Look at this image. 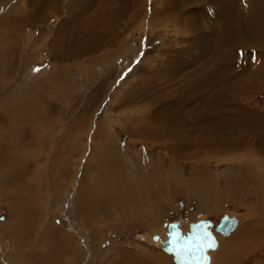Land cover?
Segmentation results:
<instances>
[{
    "label": "rangeland",
    "instance_id": "1",
    "mask_svg": "<svg viewBox=\"0 0 264 264\" xmlns=\"http://www.w3.org/2000/svg\"><path fill=\"white\" fill-rule=\"evenodd\" d=\"M220 1L224 16L225 3L233 9L228 4L231 14L223 25L235 31L232 44L220 31L217 0H0V114L11 111L16 120L18 113L20 123L32 115L34 121L31 134L25 130L22 135L0 115V264H108L117 254L130 258L128 264L155 256L158 261L147 263L175 264L160 243L166 240V226L179 222L185 233L189 223L200 220L210 219L216 226L224 214L235 216L237 227L223 237L214 226L218 246L209 253L210 264H264V180L241 189L239 175L231 179L243 158L239 163L218 155L205 160L199 151L203 142L185 147L192 153L187 157L182 146H160L131 135L141 116L147 115L155 127L160 116L158 126L165 127L173 113L176 125L166 132L174 130V143L180 125L193 122L192 129H199L195 136L189 132L190 139L213 134L208 142L217 145V132L242 136L254 149L250 157L257 155L258 163L264 159V75L257 76L264 73V0ZM230 18L239 30L227 27ZM196 32L208 38L204 55L191 41ZM60 53L69 58L62 60ZM235 114L241 120H234ZM77 121L83 122L81 130L67 132ZM129 124L131 131H124L122 126ZM102 125L110 138L97 147L92 139ZM42 141L46 143L38 146ZM92 153L95 157L89 159ZM8 161L13 163L7 167ZM197 164L206 175L198 179ZM167 174L175 178L174 185ZM85 192L105 205L96 209L101 213L94 212V221L81 210ZM13 198L27 208L11 230L17 212H10L7 203ZM255 212V219L244 217ZM29 215L35 221L30 235L25 228ZM9 231L22 240L20 246L9 247ZM56 231L65 240L63 255L53 247ZM246 233H256L255 247L225 262L231 243ZM220 251L225 257L217 259Z\"/></svg>",
    "mask_w": 264,
    "mask_h": 264
},
{
    "label": "bare ground",
    "instance_id": "2",
    "mask_svg": "<svg viewBox=\"0 0 264 264\" xmlns=\"http://www.w3.org/2000/svg\"><path fill=\"white\" fill-rule=\"evenodd\" d=\"M241 1V0H240ZM217 7H216V15H217V18L218 19H220V21H221V24H220V31H223V38H224V40L226 41V42H231V40H230V38L231 39H233V37H234V34H235V31L234 32H232V31H227V29L225 28L226 26H223L224 25V23H225V20H226V18L227 17H229V14H231L230 12H229V9H228V4L231 6V4L230 3H225L226 5H225V7H224V12H225V16L223 15L224 13L222 12L223 11V9H220V5H222V3H221V1L220 0H217ZM245 3V2H244ZM224 6V5H223ZM222 7V6H221ZM234 7V6H233ZM231 9H232V6H231ZM243 9V8H242ZM233 10V9H232ZM234 11H236V10H234ZM231 16V15H230ZM236 17V16H235ZM255 17V16H254ZM228 19V18H227ZM231 19V18H230ZM253 22V21H252ZM193 24H194V20H193ZM192 23H191V29H192V31H194V25H193ZM195 24H196V22H195ZM230 25H228L227 27H229V28H231V27H233V28H235V25H236V30H239V26H238V23H237V20L235 19H231L230 20V23H229ZM197 25V24H196ZM261 28V27H260ZM218 29V28H217ZM228 30H230V29H228ZM195 32V31H194ZM237 32V31H236ZM236 35V34H235ZM238 35V34H237ZM77 36V35H76ZM205 38H207L206 37V35H203L202 33L200 34L199 32L197 33L196 32V34H194L193 35V37H192V39H191V41H192V43H194L195 44V46L197 47H199L200 48V50H201V54H203V53H207V51H208V43H209V41H207V39H205ZM238 38V37H237ZM216 40V39H215ZM76 42L78 43L79 41L76 39ZM235 42V40L233 39V43ZM261 42V41H260ZM231 44H232V42H231ZM216 45H217V43H216ZM244 45V44H243ZM259 45H263V44H259ZM210 47V46H209ZM214 47V46H213ZM216 47V46H215ZM225 47V46H224ZM77 48V47H76ZM217 48V47H216ZM215 49V48H214ZM221 49H222V46H221ZM224 49V48H223ZM89 50V49H88ZM215 52H216V50H215ZM72 53H73V50H72ZM216 53H218V52H216ZM222 53V52H221ZM74 54V53H73ZM201 54H199V55H201ZM71 55V54H70ZM204 55V54H203ZM59 56H61V59L62 60H64L63 58L65 57V59H68L69 58V53L66 55L65 54V56L63 57L62 56V53H60L59 54ZM202 56V55H201ZM228 61V60H227ZM223 62H224V60H223ZM223 67V66H222ZM243 67V66H242ZM207 68V67H206ZM225 68V67H224ZM227 68V67H226ZM252 68V67H251ZM218 69H220V68H218ZM217 70V69H216ZM251 70V69H250ZM260 70V69H259ZM227 71V70H226ZM248 71V70H247ZM262 71V70H261ZM250 72H252V71H250ZM260 72V71H259ZM219 73V72H218ZM217 73V74H218ZM263 73V72H262ZM211 74L213 75V73L211 72ZM208 75H210V74H208ZM221 75V74H220ZM262 75H264V73L263 74H260V73H258L257 72V76H262ZM216 76V75H215ZM247 76V75H246ZM249 76V75H248ZM247 76V77H248ZM225 77H226V75H225ZM242 77V76H241ZM246 77V78H247ZM217 78V77H216ZM218 79L220 80V84H221V86H222V84H225V82H221V81H224V79H223V75L222 76H220V77H218ZM248 79V78H247ZM209 80V79H208ZM217 80V79H216ZM212 81V80H211ZM247 80H245V82H246ZM249 81V80H248ZM248 81H247V83H248ZM244 82V83H245ZM217 83V82H216ZM218 83V84H219ZM205 84V83H204ZM209 84V83H208ZM211 84V83H210ZM217 84V86H219ZM226 84H227V82H226ZM213 85H216L215 83L213 84ZM59 86H60V84H59ZM224 87H225V85H223ZM46 87H47V85H46ZM58 87V86H57ZM57 87H55V88H57ZM199 87H200V85H199ZM209 88H210V86H208ZM212 87V86H211ZM243 87V86H242ZM59 88V87H58ZM197 88H198V86H197ZM201 88V87H200ZM199 88V89H200ZM191 89V88H190ZM202 89V88H201ZM200 89V90H201ZM208 89V88H207ZM243 89V88H242ZM208 91V90H207ZM210 91V90H209ZM186 92V91H185ZM195 92V91H194ZM204 92V91H203ZM189 93V92H188ZM220 93V92H219ZM197 94H198V92H197ZM196 94V95H197ZM221 94H223V93H221ZM242 94V93H241ZM53 95H54V93H53ZM191 96V95H190ZM196 97H198V95L196 96ZM201 97V96H200ZM21 98L22 97H20V100H21ZM27 98H29V97H27ZM204 98V97H203ZM212 98V97H211ZM179 99V98H178ZM210 99V98H209ZM219 99V98H218ZM221 99V98H220ZM248 99V98H247ZM33 100V99H32ZM197 100H198V98H197ZM210 100H212V99H210ZM214 100V99H213ZM200 101V100H199ZM204 101V100H203ZM207 102V101H206ZM216 102V101H215ZM16 103V102H15ZM27 103V102H26ZM33 103H35V101L33 102ZM209 103H212L211 101L209 102ZM198 104V103H197ZM200 104V103H199ZM22 105H23V102H22ZM215 105V104H214ZM213 105V106H214ZM217 105H219L218 103H217ZM236 105H238V104H236ZM175 106V105H174ZM197 106V105H196ZM212 106V105H211ZM216 106V105H215ZM224 106H225V104H224ZM233 106V105H232ZM239 106V105H238ZM24 107V106H23ZM26 107V106H25ZM37 107H39V106H34L33 107V109L35 108V110L37 109ZM233 107H235V105L233 106ZM237 107V106H236ZM257 107V106H256ZM170 108V107H169ZM214 108V107H213ZM245 108V107H244ZM243 108V109H244ZM237 109V108H236ZM246 109V108H245ZM21 110V109H20ZM201 110H204V109H201ZM200 110V111H201ZM210 110V109H209ZM250 110H251V108H250ZM215 111V110H214ZM219 111H220V113H223V107H221L220 109H219ZM237 111H238V109H237ZM9 112H11V111H9ZM9 112H3L4 114H6V115H4V116H2L1 114V116L5 119V120H7L6 122H9L10 124H11V126H13V128L14 129H20V134H22L23 135V132H25L23 129H27V128H29L28 130H26V131H28V134L30 135L31 134V126L33 125V122L34 121H32V120H30V119H32L33 117H32V115H31V118L30 119H24L23 120V122L22 123H20L21 122V116H20V119H19V117H17L18 115V113L16 114V113H14V114H16V118L17 119H19V120H15V118H12V113H10L9 114ZM196 112V111H195ZM202 112V111H201ZM216 112V111H215ZM243 112V111H242ZM2 113V114H3ZM7 113H8V115H7ZM22 113H24V111L22 112ZM27 113V112H26ZM25 113V114H26ZM207 113V112H206ZM220 113H219V115H220ZM239 113V112H238ZM165 114V113H164ZM213 114H214V112H213ZM234 114V113H233ZM240 114H241V112H240ZM243 114V113H242ZM251 114H252V112H251ZM21 115V114H20ZM24 115V114H23ZM29 115V114H28ZM35 115L38 117V121H36L35 123H40L39 122V114L38 113H35ZM34 115V117L36 118V116ZM163 115V114H162ZM217 115H218V113H217ZM146 116V117H145ZM145 116H141L140 118H139V120L142 118V120H141V122H140V124H139V122H137V121H135V125L133 126V127H131L132 128V130L134 131V132H132V134L131 135H133V136H135L139 141H142V142H150L151 144H158V145H160V146H162V145H165V144H174L175 146H182L183 147V151L184 152H186V153H188V155H187V157H191L190 155H192V153L191 152H188V151H186V150H184V148L185 147H187L189 144H192V143H198V144H200L201 145V143L200 142H203L204 144L203 145H201L200 147H199V149H201V147H202V150H199V151H202V154H203V156H204V159L205 160H208L209 158H211L210 157V155L212 156H216V155H218V158H225V159H229V162H234L235 160H239L240 158H243L242 159V161L240 160V165L236 168V170H237V173H235L234 175H232V177L233 178H231V179H233V180H235L236 179V177L239 175V177H240V179H241V181H240V183H239V185L241 186V189H242V187L244 186V184H246L247 186L249 185V187H250V185H258V184H260V182H262L263 180H264V163H263V165H259L260 164V162L261 161H263L264 162V159H262L259 163H258V161H259V159L255 156V157H250L251 156V154H252V152L254 151V149H249V147H251L252 145L250 144L249 146H248V144H247V142H246V138H244V137H242V136H236V137H234L233 138V136L231 135V136H226V135H224L223 133H221V132H217V140L219 141L218 143H217V145H214V144H212V143H210V142H208V139H210V138H212V139H214V136H213V134H208V133H204V134H202V135H199V136H196V137H194L195 136V131L197 132V130L199 129V126H198V128H197V130H193L192 129V127H194V124H193V122H188V123H185L184 124V126L183 125H180V131L179 132H177L178 134H177V136L175 135V142L176 143H174L173 141V139H174V135H172V134H174L175 132H174V130H173V132L172 131H170V132H166V130L171 126V125H176V117L174 118V114L173 113H170L169 115H168V118H167V121L165 122L168 126H165V127H159L158 125L159 124H161L162 123V121H161V119L158 117V116H156L155 117V120H156V124H157V127H155V126H152V123L151 122H149V119L147 118V115H145ZM233 117V119L235 120V118H234V116L236 117L237 115L235 114V115H232ZM250 116V115H249ZM15 117V116H14ZM152 117V116H151ZM172 117V118H171ZM194 117V116H193ZM225 117V116H224ZM223 117V118H224ZM243 117H245V116H243ZM250 117H252V116H250ZM255 117V116H254ZM253 117V118H254ZM201 118V117H200ZM203 118H204V116H203ZM219 118V117H218ZM236 118H238V117H236ZM152 119H154V117L152 118ZM196 119H199V118H196ZM207 119V118H206ZM206 119H204L203 120V123H206ZM238 119H240L241 120V117L240 118H238ZM264 119V118H263ZM41 120V119H40ZM138 120V121H139ZM155 120H153V122H155ZM187 120H188V117H187ZM202 120V119H201ZM208 120V119H207ZM219 120H221V117H220V119ZM233 120V121H234ZM253 120V119H252ZM194 121V120H193ZM212 121H213V119H212ZM216 121V120H215ZM214 121V122H215ZM230 121V120H229ZM231 121H232V119H231ZM233 121L231 122V123H233ZM208 122V121H207ZM223 122V121H222ZM221 122V123H222ZM239 122V121H238ZM243 122V121H242ZM256 122V121H255ZM128 122H123V124H127ZM230 123V124H231ZM234 123H236V122H234ZM246 123V122H245ZM258 123V122H257ZM261 123V122H260ZM82 124H83V122L82 121H77V122H75L72 126H69V129H68V131L67 132H69V133H71V134H74V133H76V132H78L79 130H81V126H82ZM216 124V123H215ZM226 124V123H225ZM228 124V123H227ZM240 124H241V121H240ZM254 124H256V123H254ZM7 125V124H6ZM133 124H129V125H125V126H122L123 128H124V131H127V130H130L131 131V129L129 128L130 126H132ZM218 125H219V123H218ZM246 125V124H245ZM36 126V125H35ZM152 126V127H151ZM206 126V125H205ZM235 126V125H234ZM237 126V125H236ZM248 126V125H247ZM255 126V125H254ZM254 126H252V127H254ZM34 127V126H33ZM196 127V126H195ZM194 127V128H195ZM226 127V126H225ZM238 127V126H237ZM244 127V126H243ZM242 127V128H243ZM252 127H250V128H252ZM256 127V126H255ZM12 128V127H11ZM68 128V127H67ZM205 128V127H204ZM203 128V129H204ZM207 128H209V127H207ZM207 128H206V130H207ZM211 128V127H210ZM214 128V127H213ZM228 128H230V127H228ZM234 128V127H233ZM14 129H12V130H14ZM259 129V128H258ZM169 130V129H168ZM205 130V131H206ZM209 130V129H208ZM215 130V129H214ZM220 130V129H219ZM218 130V131H219ZM226 130H228L227 129V127H226ZM232 130H234V129H232ZM241 129H239V131H240ZM4 131V130H3ZM187 131V132H186ZM201 131H203V130H201ZM200 131V132H201ZM237 131V130H236ZM238 131V132H239ZM248 131V130H247ZM253 131H255V128H254V130ZM193 133L194 134V136H193V138L192 139H190L191 138V134L190 133ZM200 132H199V134H200ZM223 132V131H222ZM255 132H258V131H255ZM166 133V136L164 135ZM171 133V134H170ZM231 133V132H230ZM244 133V132H243ZM254 133V132H253ZM262 133V132H261ZM196 134H198V132L196 133ZM228 135H229V133H227ZM241 134V133H240ZM249 134V133H248ZM239 135V134H238ZM253 135H255V134H253ZM244 136V135H243ZM256 137H259V136H256ZM261 137V140L260 141H262V140H264V135H261L260 136ZM110 138V133H109V131L105 128V125H102V126H100V128L99 129H97V134H96V136L94 135V137H93V139L92 140H94V142H95V145L97 146V147H101V145L107 140V139H109ZM133 138V137H132ZM255 139V138H254ZM259 139V138H258ZM99 141H101V142H99ZM243 142V143H245V145H239L238 143L239 142ZM93 142V143H94ZM99 142V143H98ZM179 142H181V145H179L178 143ZM250 142V141H249ZM253 142V141H252ZM141 143V142H140ZM216 143V142H215ZM263 143V142H262ZM195 145V144H194ZM193 145V147H195ZM203 146H204V148H205V150L203 151ZM257 146V145H256ZM263 147V146H262ZM13 148V147H12ZM173 148V147H172ZM195 150H197V149H195ZM255 150H258V148H255ZM113 152V151H112ZM260 152V151H259ZM261 153V152H260ZM111 154V153H110ZM201 154V155H202ZM4 155V154H3ZM200 155V156H201ZM5 156H7V154H5ZM14 156V155H13ZM12 156V157H13ZM108 156V155H107ZM95 157V153H92L91 155H90V158L89 159H93ZM217 157V156H216ZM248 157H250V158H248ZM6 158V157H5ZM9 159V158H8ZM18 159V158H17ZM117 159V158H116ZM224 159V160H225ZM195 163H196V159H192ZM118 161V160H117ZM227 161V160H226ZM3 160L1 161V163H0V165H2V168H3ZM208 162H210V161H208ZM13 162H7V163H4L7 167H8V165L10 166L11 164H12ZM238 163H239V161H238ZM203 164V163H202ZM233 164H235V163H233ZM236 164H237V162H236ZM204 165H206V164H204ZM232 165V164H231ZM16 167V166H15ZM15 167H9V168H7V170L9 171V172H11V171H14V169H15ZM206 167V166H205ZM230 167V166H229ZM232 167V166H231ZM6 168V167H5ZM197 170H196V172H197V179L198 178H202V177H204V176H206V175H204V173H202L203 172V167L199 164H197ZM102 169V168H101ZM118 169V168H117ZM6 170V169H5ZM6 170V172H8ZM125 170V169H124ZM3 170H1V172H2ZM115 171V170H114ZM126 171V170H125ZM8 172V173H9ZM160 172H162V171H159V173ZM164 172V171H163ZM236 172V171H235ZM255 172H259V173H261L260 175H258V176H260V178H257V177H254V173ZM13 173V172H12ZM115 173V172H114ZM226 173V172H225ZM228 173V172H227ZM7 173H5L4 175H6ZM102 174V173H101ZM106 174V173H105ZM104 174V175H105ZM158 174V173H157ZM117 175H119V174H117ZM116 175V176H117ZM163 176V175H162ZM162 176H161V178H162ZM119 177V176H118ZM166 179L169 181V183H170V185H174V183H176V181H174V183H172L171 181L173 180V179H175L174 177H170L168 174H167V176H166ZM196 179V180H197ZM230 179V180H231ZM227 182V181H226ZM231 182V181H230ZM236 182V181H235ZM264 182V181H263ZM130 183V182H129ZM228 183V182H227ZM232 183V182H231ZM233 184V183H232ZM242 184V185H241ZM134 185V184H133ZM225 185V184H224ZM256 185V186H257ZM16 186V185H15ZM238 186V185H237ZM255 186V187H256ZM261 186V185H260ZM10 187H13V186H10ZM206 187V186H205ZM233 187V186H232ZM264 187V186H263ZM247 188V187H246ZM258 188V187H257ZM14 189V188H13ZM15 189H17V188H15ZM85 189V188H84ZM250 189V188H249ZM248 189V190H249ZM260 189V188H259ZM262 190H263V188H261ZM260 189V190H261ZM239 190V189H238ZM256 190V189H255ZM131 191V190H130ZM254 191V190H253ZM258 192V191H257ZM263 192V191H262ZM10 193V192H9ZM130 193H133V192H130ZM136 193V192H135ZM232 193V192H231ZM241 193H243V192H241ZM233 195H235L234 193H232ZM238 194V193H237ZM19 196V195H18ZM239 196V195H238ZM17 198V197H16ZM16 198H13L11 201H9L8 203H7V206H8V209H9V211L10 212H17V214H15V217L17 218L16 220L17 221H15V222H13L12 223V225L11 226H9V228H11V230H14L17 226H18V224H19V217L23 214V213H25L24 212V210H23V208H27V206L21 201V200H18V199H16ZM138 205H140L139 203H137ZM92 205H93V207H101V206H103V204H100V203H98L97 201H96V203L94 202V203H92L91 201H90V197H86L85 198V200L83 201H81V210H82V212H84L85 213V216L88 218V216H89V214H88V211L90 210V207H92ZM103 209V208H102ZM249 212H247V214H248ZM90 214H91V212H90ZM247 214H245L244 215V217L245 218H247V216L249 217V218H254V215L256 216L257 215V213L255 212L254 214H252V215H247ZM92 215V214H91ZM255 219V218H254ZM20 220H21V218H20ZM24 220V219H23ZM25 220H27V222H28V226H25V228L27 227V229L28 228H30L29 229V233H28V235H30L31 233H33V232H31L32 230H33V227H34V222L35 221H33V217H31V215H29ZM149 220V219H148ZM90 221H94V218L93 217H91L90 218ZM237 223H238V220H237ZM255 223H257V222H255ZM151 224V223H150ZM191 224H195V223H189V225H188V230L191 232V230H190V226H191ZM252 224V223H251ZM172 226H173V230H172ZM179 226H180V223L179 222H172V223H170L169 225H167L166 227H167V232H166V240L168 239V237H170V233H172L173 234V232H174V234L176 233L175 231L179 228ZM218 226V225H217ZM235 226L237 227V225H236V223H235ZM250 227V226H249ZM8 228V227H7ZM235 228V227H234ZM233 228V229H234ZM248 228V227H247ZM256 228V227H255ZM52 229V228H51ZM180 229V228H179ZM216 229H217V227H216ZM232 229V230H233ZM249 229V228H248ZM252 229H253V227H252ZM251 229V231H253ZM54 230V229H53ZM231 230V231H232ZM258 230V236H259V231L261 230V228L260 229H257ZM50 231V230H49ZM182 231V230H181ZM217 231V230H216ZM231 231H229L227 234H223L222 232H220V231H217L216 233H218V232H220V233H218V234H220L221 236H223V237H228L232 232ZM250 231V232H251ZM56 232H58V231H56ZM215 232V231H214ZM255 232H257V231H255ZM14 233H15V231H9V233H8V235H7V237L6 238H9V241H10V243H8L9 244V247H11V248H15V247H17V246H20V244H22V240L21 239H15V235H14ZM40 233V232H39ZM44 233L46 234V232L44 231ZM156 233V232H155ZM182 233H183V231H182ZM261 233H263L262 231H261ZM24 234V233H23ZM26 234V233H25ZM173 234V236H175ZM252 234V235H251ZM246 233L245 234V236L242 238V241H240L239 240V242L237 241V242H235V241H233L234 243H231L233 246H234V248L230 251V256L229 257H226L227 259L225 260V262L227 261V260H233V258H239V257H241V255H242V253L244 254V253H246L247 251H249L255 244H256V242H255V240H259V239H256V237H257V235H255L254 233ZM10 235H13V236H10ZM47 235H49V234H47ZM94 235L96 236V237H99V234L97 233V231L94 233ZM197 235V237H199V238H205V236L203 235V232H199V233H197L196 234ZM238 235V234H237ZM64 236V235H63ZM242 236V235H241ZM40 237H42V236H40ZM264 237V236H263ZM51 238H55V241H54V243H55V245L53 246V247H56L57 248V253H58V255H60V252L62 253L61 255H63L64 253H65V251H66V248H65V246H64V244H65V240H63L64 238H62V237H60V234H59V232L58 233H53L52 234V236H51ZM216 238V237H215ZM44 239V238H43ZM172 239H174L173 237H171V240ZM235 239V238H234ZM40 240H42V239H40ZM62 240V241H61ZM217 240V239H216ZM231 240H233V239H230V241ZM20 241V242H19ZM67 241V240H66ZM42 242V241H41ZM50 242V240H47L46 241V243H49ZM175 242H177V241H175ZM45 243V244H46ZM160 243H161V245H162V247H163V251L165 252V253H167V254H169V255H171L172 256V254H170L169 252H167L166 250H164V241H160ZM41 244V243H40ZM44 244V245H45ZM62 244H63V246L64 247H62ZM227 244V243H226ZM225 244V245H226ZM230 244V245H231ZM52 245V244H51ZM217 246H218V241H217ZM217 246L215 247L214 246V248H212V247H210V248H208L207 249V252H208V254L210 253V252H213V251H215V250H217L216 248H217ZM233 246H231V247H233ZM44 247V246H43ZM255 247V246H254ZM50 248V247H49ZM224 251V250H223ZM12 252V251H11ZM226 252H228V251H226ZM12 254V253H11ZM17 254H23V252H17ZM18 255V260H20V256ZM24 255H26V253L24 254ZM23 255V256H24ZM153 255V254H152ZM151 255V256H152ZM12 256H14V255H10V257H12ZM150 256V255H149ZM161 256V255H160ZM223 256L225 257V253L224 252H222V251H220V252H218L214 257H216L217 259H219V258H223ZM228 256V255H227ZM243 256V255H242ZM25 257V256H24ZM156 257V256H155ZM155 257H150V258H147V260L145 261V260H138V259H134L133 258V260L131 261L132 262V264H150V263H147V262H152V263H154L155 261H158V259L157 258H155ZM173 257V256H172ZM210 257V256H209ZM245 257H246V255H245ZM141 259H142V257H140ZM160 258V257H159ZM128 259H130V258H128L127 257V260H126V256H124V255H122V254H117L108 264H128ZM154 262H153V261ZM163 262H164V258L162 257V259H161ZM126 261V262H125ZM218 260H214V262H213V260H212V262H213V264H218V262H217ZM130 262V261H129ZM144 262V263H143ZM175 262V261H174ZM221 262V261H220ZM224 262V263H225ZM23 263V262H22ZM176 264V263H175ZM207 264H210V261L209 262H207ZM220 264V263H219ZM222 264V263H221ZM226 264V263H225Z\"/></svg>",
    "mask_w": 264,
    "mask_h": 264
},
{
    "label": "water",
    "instance_id": "3",
    "mask_svg": "<svg viewBox=\"0 0 264 264\" xmlns=\"http://www.w3.org/2000/svg\"><path fill=\"white\" fill-rule=\"evenodd\" d=\"M225 217L223 218L222 222L217 226V230L222 232L223 234H227L229 231H231L235 227L236 220L235 218H228L226 220ZM199 224H206L203 221H198L195 224H191L190 230L191 232H186L185 235L181 233L179 229H177L173 236L172 233H170V237H168L167 240L164 241V250L172 254L173 260L176 264H207L208 262V255H207V247L208 243H211L213 246H215V241L213 236L207 231L208 236L207 239L203 242H200L198 244L204 245L202 249L195 252H189L187 249L189 247L194 246L193 241L195 240V237L197 236V233L203 232V230H196L194 231L193 225H199ZM207 225V224H206ZM173 230V226H172ZM171 237L174 239L171 240ZM177 241V242H175ZM199 242V241H197ZM199 253V255L197 254Z\"/></svg>",
    "mask_w": 264,
    "mask_h": 264
},
{
    "label": "crops",
    "instance_id": "4",
    "mask_svg": "<svg viewBox=\"0 0 264 264\" xmlns=\"http://www.w3.org/2000/svg\"><path fill=\"white\" fill-rule=\"evenodd\" d=\"M0 55H1V54H0ZM25 129H26V128H25ZM25 129H23V130L25 131ZM28 129H29V128H27L26 130H28ZM44 143H46V142H43V141H42V142L39 143L38 146H43ZM81 180H82V179H81ZM97 189H98V186L96 187V190H97ZM135 192H136V190H135ZM135 192H134V195H136ZM80 197H81V196H80ZM86 197H91L94 201H97V200L93 197V195H92L91 193H89V192H85V193L83 194V196H82V200L84 201ZM114 197L116 198L117 196H114ZM82 200H81V201H82ZM132 200H133V199H132ZM134 200H135V199H134ZM135 206H136L137 208H140V205H138V204L135 205ZM104 207H105V205H103V206H101V207H93V209H91V210L88 211V214H89L88 218L90 219L91 217H93V214H95V213H96V214H97V213H101V211H100V212H99V211H96V209H97V208L102 209V208H104ZM150 208H151V207H150ZM90 212H91L92 215L90 214ZM94 212H95V213H94ZM102 213L105 214L104 211H102ZM94 220H95V219H94ZM84 223H85V222H84ZM155 229H157V228H155Z\"/></svg>",
    "mask_w": 264,
    "mask_h": 264
},
{
    "label": "snow or ice",
    "instance_id": "5",
    "mask_svg": "<svg viewBox=\"0 0 264 264\" xmlns=\"http://www.w3.org/2000/svg\"><path fill=\"white\" fill-rule=\"evenodd\" d=\"M0 219H2V218H0ZM227 219L228 218H226V220ZM207 228H208V225H206V224L193 225L194 231H196V230H203V235L206 236V237L208 236ZM212 246L213 245L211 243H208L207 244V247H209V248L212 247ZM203 247H204V245H202V244H196V245H194L192 247H189L187 249V251H189V252H195V251H199Z\"/></svg>",
    "mask_w": 264,
    "mask_h": 264
}]
</instances>
